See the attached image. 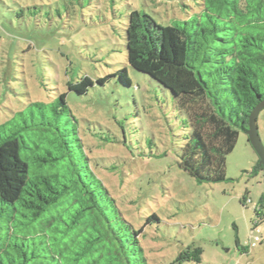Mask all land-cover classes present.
Segmentation results:
<instances>
[{"label":"rangeland","instance_id":"1","mask_svg":"<svg viewBox=\"0 0 264 264\" xmlns=\"http://www.w3.org/2000/svg\"><path fill=\"white\" fill-rule=\"evenodd\" d=\"M183 1L182 15L175 0H0V124L31 102L67 93L94 171L125 218L143 227L148 264H169L192 243L204 254L190 264H264V222H254L264 170L247 131L240 129L227 156V178L198 182L179 165L192 131L187 114L169 89L127 60L130 11L169 24L200 11V0ZM124 68L131 85L118 75ZM85 76L95 81L85 94L68 90ZM257 123L264 143V109ZM153 214L159 220L146 224Z\"/></svg>","mask_w":264,"mask_h":264},{"label":"trees","instance_id":"2","mask_svg":"<svg viewBox=\"0 0 264 264\" xmlns=\"http://www.w3.org/2000/svg\"><path fill=\"white\" fill-rule=\"evenodd\" d=\"M198 5L194 17L175 15L169 24L133 8L127 60L169 89L187 114L192 131L181 168L198 182L217 183L227 178L240 129L247 131L251 111L264 99V0ZM171 6L188 13L183 0ZM118 75L132 84L127 68ZM94 83L85 76L69 81L68 90L85 94ZM66 94L31 102L0 124V264H148L143 227L125 218L94 171ZM254 210L258 226L264 194ZM152 219L159 217L146 224ZM203 254L192 243L169 264L201 263Z\"/></svg>","mask_w":264,"mask_h":264},{"label":"water","instance_id":"3","mask_svg":"<svg viewBox=\"0 0 264 264\" xmlns=\"http://www.w3.org/2000/svg\"><path fill=\"white\" fill-rule=\"evenodd\" d=\"M264 109V99L261 100L251 111L249 115L247 133L249 141L256 150L260 158V165L264 166V143L260 136L258 129V117L260 112Z\"/></svg>","mask_w":264,"mask_h":264}]
</instances>
